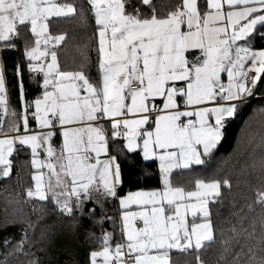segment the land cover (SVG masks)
<instances>
[{"label":"snow or ice","instance_id":"6c2138e0","mask_svg":"<svg viewBox=\"0 0 264 264\" xmlns=\"http://www.w3.org/2000/svg\"><path fill=\"white\" fill-rule=\"evenodd\" d=\"M87 3L96 26V81L86 74V55L75 70L61 69L58 50L68 34L52 30L57 21L77 17L87 28L83 5L0 0V53L15 49V41L30 34L31 43L24 42L27 68L42 77L36 81L41 93L32 100L25 98L20 79L21 109H10L0 56V177L12 173L10 158L18 146H28L35 171L27 198L52 201L69 216L88 200L118 199L125 238L113 244V233H104L90 264H174L173 250L191 254L194 264H206L201 253L217 241L210 204L231 183L196 178L189 189L176 185L172 174L206 163L227 121L261 81L264 50L240 42L264 28V0H174L166 11L156 0H139V6L132 0ZM15 74L21 75L19 65ZM58 134L59 149L52 143ZM121 137L128 152L140 150L144 159L159 161L161 188L118 194L121 166L107 154L110 138ZM255 203L261 209L259 231L256 220L233 214L236 222L228 235L220 233L214 264H264V187ZM247 207L251 211L253 206ZM25 242L13 251H23ZM0 243L7 247L11 242ZM8 255L0 264H8Z\"/></svg>","mask_w":264,"mask_h":264},{"label":"trees","instance_id":"16d2710c","mask_svg":"<svg viewBox=\"0 0 264 264\" xmlns=\"http://www.w3.org/2000/svg\"><path fill=\"white\" fill-rule=\"evenodd\" d=\"M70 2L78 8L83 5L88 16V27L82 28L78 17L56 22L53 32L68 34L67 41L59 47L58 60L62 70H75L84 62L83 56L86 55V74L96 81L99 79L94 36L96 26L91 10L87 0ZM173 2L156 0L161 11H166V6ZM132 4L139 6V0H132ZM128 10L131 11V7ZM141 11L148 10L141 8ZM260 33H264V28L258 27L253 35L254 44L264 47V36ZM25 40L31 43L32 36H22L15 41V49L1 53L6 66L9 107L17 112L21 109L17 86L20 79L23 80L27 100L39 92L27 68ZM17 65L21 67L19 77L15 74ZM253 92L240 106L236 116L227 121L220 143L206 158L205 164L173 170L174 183L189 189L196 178L227 179L231 183V188L223 186L219 199L210 204L217 241L201 253L206 264H214L218 258L220 233L228 235L227 230L236 222L233 214L247 215L249 220H256L259 231L261 209L255 203V194L264 187V75ZM56 136L53 137L54 144L57 143ZM109 145L112 156L117 157L121 166L122 184L117 189L118 194L128 189L160 186V173L154 160H143L138 151L128 152L122 146L121 138H110ZM10 159L13 160L12 173L8 177H0V226H3L0 227V242L7 239L11 243L7 247L0 243V259L11 253L7 256L8 264H29L32 260H38L39 264H90V253L101 248L104 233H113V244L122 242L115 198H106L101 204L88 200L82 208L74 209L71 216L62 214L52 201L41 202L22 193L31 186L29 148L19 146L18 158ZM16 163L19 164L21 183ZM249 204L253 206L251 211L247 207ZM92 209H95L94 213ZM22 239L26 241L23 251H13ZM172 259L174 264H194L191 254L177 250H173Z\"/></svg>","mask_w":264,"mask_h":264},{"label":"crops","instance_id":"0c3cea01","mask_svg":"<svg viewBox=\"0 0 264 264\" xmlns=\"http://www.w3.org/2000/svg\"><path fill=\"white\" fill-rule=\"evenodd\" d=\"M95 31H96V29H95ZM253 35H254V34H253ZM240 43H247V44H250V46H251L254 50H257V51H259V50H264V47H258V46H255L253 36H252V38H251L250 41H248V42H243V41H242V42H240ZM0 56H1V53H0ZM27 63H28V62H27ZM30 73H31V72H30ZM31 74H32V76H33V81L35 82L36 85H37L36 81H42V77H41V76H38V75H37V76L34 77V74H33V73H31ZM222 77H223L224 82L226 83V82H227V75H226V73L222 74ZM38 88H39V87H38ZM40 93H41V89L39 88V92H37V94L35 95V97L39 96ZM35 97H34V98H35ZM34 98H31V99H29V100H32V99H34ZM29 123H30V127H31V128H33V129L36 128V123H35L34 121H31V120H30ZM105 127L108 128L109 126H108L107 124H105ZM56 137H57V143L54 144V140L52 141V143H53V146H54V147H56L57 149H59V148L61 147V145H62V136H60V135L58 134ZM121 140H122V146L124 147V149H126V148H125L126 139L123 138V137H121ZM27 147H28V146H27ZM108 147H109V151H108V154H107V155H108V156H112V154H111V152H110V145H109ZM28 148H29V147H28ZM29 151H30V159H29V160L31 161V158H32V157H31V150H30V148H29ZM137 151L140 153L142 159H143V160H146V159L143 158V153H142L140 150H137ZM45 156H46V153L41 152V158L43 159V158H45ZM100 158L103 160V159L106 158V156L102 154ZM152 160L155 161V163H156V165H157V167H158L159 173H160V186H159V187H155V188H134V189H128V190L124 191L123 193H120V194H119L121 197L127 195L129 192L151 191V190L159 189V188L162 187V176H161V172H160V168H159V161H158V160H155V159H152ZM31 168H32V166H31ZM175 170H177V169H175ZM34 171H35V170L32 168V171H31V186H32L33 183H34V181L32 180V174L34 173ZM31 186H30V187H31ZM24 194H25V196H26V190H25ZM115 200H116V208H117V218H118L119 227H120V231H121V227H122L121 211H122V210H121V206H120L119 200L116 199V198H115ZM133 210H135V206H133ZM137 226H138V227H139V226H142L141 223H140L139 221L137 222ZM121 235H122V234H121ZM124 238H125V237L122 236V240H123Z\"/></svg>","mask_w":264,"mask_h":264},{"label":"built area","instance_id":"2783aa9c","mask_svg":"<svg viewBox=\"0 0 264 264\" xmlns=\"http://www.w3.org/2000/svg\"><path fill=\"white\" fill-rule=\"evenodd\" d=\"M18 149H19V146H18ZM18 155H19V150H18V152L14 153L12 157L16 159V158H18ZM16 167H17V172H18V174H19V175H18V180H19V183H21V181H20V179H21V178H20V168H19V164H18V163H16ZM21 191H22V190H21ZM24 192H25V191H22V193H24ZM98 264H99V261H98Z\"/></svg>","mask_w":264,"mask_h":264}]
</instances>
